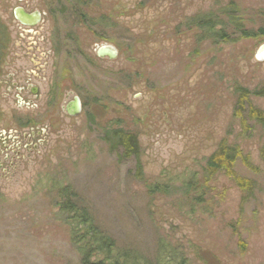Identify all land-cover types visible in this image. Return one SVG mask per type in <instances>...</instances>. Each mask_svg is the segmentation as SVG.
Masks as SVG:
<instances>
[{
  "label": "rangeland",
  "instance_id": "obj_1",
  "mask_svg": "<svg viewBox=\"0 0 264 264\" xmlns=\"http://www.w3.org/2000/svg\"><path fill=\"white\" fill-rule=\"evenodd\" d=\"M231 4L247 29L264 28V0H0L11 41L0 67V264H81L66 191L140 264H264V130L246 135L233 117L236 85L264 88V37L214 43L191 23L225 21ZM19 7L41 22L21 25ZM103 46L117 58H99ZM75 97L82 112L70 117ZM252 103L264 112V98ZM109 129L137 135L143 181L103 141ZM224 139L247 158L237 172L252 190L219 174L181 193L203 181Z\"/></svg>",
  "mask_w": 264,
  "mask_h": 264
},
{
  "label": "trees",
  "instance_id": "obj_2",
  "mask_svg": "<svg viewBox=\"0 0 264 264\" xmlns=\"http://www.w3.org/2000/svg\"><path fill=\"white\" fill-rule=\"evenodd\" d=\"M220 12V17L224 18L225 21L213 14L201 15L192 20V26L201 30L202 40H211L214 43L236 42V39H233L235 34H238L240 39L264 37V28L254 31L244 26L242 19L238 16L239 9L235 5L231 4ZM84 18L87 22L86 15H84ZM89 22L92 23L93 21L89 20ZM92 24L96 25L95 23ZM97 25L105 26L103 18L97 22ZM231 30H233V34ZM10 42V34L7 28L0 24V67L6 59ZM234 94L236 103L233 117L240 123L244 134L251 135L256 128L264 130V112L257 109L252 103V98H264V88L250 91L236 85ZM103 141L120 161L134 160L136 165L135 177L138 181L144 180L141 149L137 135L124 129H109L105 131ZM261 159L264 162V146L261 150ZM239 164L250 166L240 147L229 145L228 141L224 139L206 161L202 172L203 183L193 177L189 184L184 183L179 188L180 192L185 193L187 190L185 194H188V191L192 190L197 193L200 190V184H208L219 174H224L232 179L240 189L247 192L251 191L253 182L239 175L237 172ZM170 190L171 188L167 185L163 188L159 185L149 187V191L153 194H168ZM204 195H201V201L204 200ZM67 196L68 191L64 192L65 203L62 204L60 209L69 216L73 214V217L68 218L71 241L77 248L81 264H140L137 258H133L127 251L120 252L114 240L96 226L89 212L84 208H79ZM241 246L244 248L243 244ZM143 264L152 263L145 262Z\"/></svg>",
  "mask_w": 264,
  "mask_h": 264
},
{
  "label": "water",
  "instance_id": "obj_3",
  "mask_svg": "<svg viewBox=\"0 0 264 264\" xmlns=\"http://www.w3.org/2000/svg\"><path fill=\"white\" fill-rule=\"evenodd\" d=\"M15 19L23 26L35 27L41 20L42 15L39 12L28 13L23 8L19 7L14 10ZM99 58H108L114 60L118 56V51L114 47L103 46L98 52ZM255 59L259 62L264 61V43L259 47L256 52ZM82 112V103L78 97H75L72 102L66 107V113L70 117H78Z\"/></svg>",
  "mask_w": 264,
  "mask_h": 264
},
{
  "label": "flooded vegetation",
  "instance_id": "obj_4",
  "mask_svg": "<svg viewBox=\"0 0 264 264\" xmlns=\"http://www.w3.org/2000/svg\"><path fill=\"white\" fill-rule=\"evenodd\" d=\"M31 93H32L33 95H37L36 91H34V90H32Z\"/></svg>",
  "mask_w": 264,
  "mask_h": 264
}]
</instances>
